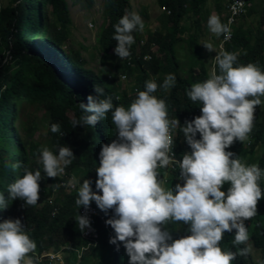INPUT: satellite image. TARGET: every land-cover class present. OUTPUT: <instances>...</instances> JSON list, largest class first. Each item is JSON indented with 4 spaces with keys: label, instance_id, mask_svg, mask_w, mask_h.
Listing matches in <instances>:
<instances>
[{
    "label": "trees",
    "instance_id": "16d2710c",
    "mask_svg": "<svg viewBox=\"0 0 264 264\" xmlns=\"http://www.w3.org/2000/svg\"><path fill=\"white\" fill-rule=\"evenodd\" d=\"M4 1L0 6V193L8 200V185L22 176L23 168L27 167L31 171H41L40 190L43 194L39 195L36 206H26L20 199L9 201L6 209H0V222L9 218L21 220L25 232L37 244L36 250L29 254L35 261L36 255L40 257L44 253L66 248L64 252L69 254L67 264H88L90 256L96 259V264H129L123 244L120 243L117 248L109 243L115 233L106 224V220L113 217L114 211L109 210L105 214L94 201L91 205L105 218L98 225L99 244L90 247L81 257L77 255L76 251L87 244L81 237L82 231L76 221L81 208L75 204L78 189L85 179H89L92 190L97 191L95 170L99 166V152L102 145L117 140L118 134L112 123L111 112L94 127H72L71 121L79 120L85 114L79 104L88 103L87 97L95 95L96 85L104 89L105 97L112 98L114 106L128 107L137 93L145 90V81L154 79L158 85H162L167 74H174L175 86L167 91L158 88L153 95L165 100L168 118L178 119L180 122L175 128V154L182 157L190 152L191 148L184 139L182 128L185 121H192L201 114L202 107L190 100L187 90L193 84L209 78L212 62L207 61V54L201 45V26L197 20V17L205 19L209 0H157L159 6L170 13L164 12L161 15L159 30L149 33L144 44H141L139 30L132 33L135 43L131 45V54L126 59H120L115 54L117 66L110 81L104 79L102 72L95 74L86 69V61L80 53L71 51L68 54L65 51L69 36L67 25L70 23L67 0H44L51 6L48 18L44 17L42 1ZM78 1L92 5V0ZM214 1L216 9L220 11L224 7V0ZM130 12V0H104L103 21L99 32V46L104 58L111 56L117 46V41L113 39L115 25L123 15ZM253 15L258 17L256 24L249 20ZM190 20L191 25L185 23ZM221 22L226 24V17ZM37 26L45 35L46 39L43 41L34 38ZM184 42L188 44L191 57L188 69L176 53L177 46ZM154 45L159 48L157 52L152 51ZM225 51L238 54L234 66L253 63L264 71V0L248 1L246 12L238 18L233 39L227 44ZM148 54L153 56L151 60H145ZM216 71L219 74L218 66ZM121 75L137 81L133 88L134 94L122 90L118 81ZM261 99L264 100V97ZM23 102H27L30 107L38 104L44 106L50 126L53 123L60 125V132L53 133L50 130L49 138L53 152L58 151V146H68L73 151L75 157L65 169L66 178H48L44 174L42 165L37 163L38 149L43 144L30 141V127L23 128L27 137L19 136L14 120L17 118V107ZM196 138H200L199 133ZM226 151L233 152L234 158L238 157L247 165L258 163L264 169V104L256 107L248 139L236 141ZM17 161L21 162L22 167L13 170L11 165ZM165 169H159V180L163 179ZM178 175L172 174L174 180L171 181V189L177 183L183 185V180L179 181ZM73 176L79 181L73 191L66 186L57 189L51 186L59 184L61 180L69 182ZM258 183L264 189V177ZM226 186H230V183H225L221 190L224 191ZM43 196L46 197L45 201L39 206ZM51 198H54L52 204L49 203ZM53 209H56L54 215ZM245 224L250 234L248 243L252 251L248 256L237 255L232 264H264V198L258 201V214L245 221ZM164 227L171 232L173 239L189 234L188 225L183 222H169ZM234 235L235 230L225 233L221 241L222 249L237 251L231 243ZM101 252L106 253L103 259L100 257Z\"/></svg>",
    "mask_w": 264,
    "mask_h": 264
},
{
    "label": "clouds",
    "instance_id": "9594fccd",
    "mask_svg": "<svg viewBox=\"0 0 264 264\" xmlns=\"http://www.w3.org/2000/svg\"><path fill=\"white\" fill-rule=\"evenodd\" d=\"M207 25L216 36L228 32L218 15H210ZM143 29L137 12L119 19L113 39L117 41L114 52L120 59L131 54L135 43L132 33ZM203 46L213 51L211 43ZM237 57V53H219L215 56L219 74L213 70L207 80L187 90L190 100L202 107L201 114L185 121L182 128L191 151L176 162L183 185L177 183L174 189L163 186L158 169L166 168L164 175L169 172L174 143L171 132L180 122L170 120L165 100L153 95L158 88L167 91L174 87V74H167L162 85L154 79L145 81V90L139 91L128 107L114 106L112 98L105 97L104 89L98 85L94 86L95 95L87 97L88 103L79 104L85 114L79 120L73 119L72 127H94L111 112L118 139L101 147L95 170L97 191L85 179L75 204L88 209L94 201L105 214L114 211L113 217L106 220L115 233L109 243L117 248L123 244L129 264H232L237 255L251 253L245 221L258 214V201L264 198V189L258 183L264 169L258 163L245 164L226 149L236 141H246L252 131L256 107L264 104V71L253 63L234 66ZM50 130L59 133L60 125L53 123ZM38 153L37 163L48 178L63 176L75 157L68 146H58V151L53 152L45 145ZM11 167L19 169L22 164L17 161ZM40 181L39 169L24 167L23 175L8 185V200L0 193V209H6L9 201L16 199L26 206H36ZM69 183L79 181L73 176ZM225 183H230L227 192L221 190ZM51 186L57 189L61 185ZM76 221L82 232L90 227L85 215H78ZM169 222H183L189 234L173 239L164 227ZM233 230L231 243L237 248L235 252L221 247L225 233ZM36 248L20 219L0 222V264H36L39 256L35 261L29 255ZM65 249L52 253L63 256Z\"/></svg>",
    "mask_w": 264,
    "mask_h": 264
},
{
    "label": "rangeland",
    "instance_id": "374dc122",
    "mask_svg": "<svg viewBox=\"0 0 264 264\" xmlns=\"http://www.w3.org/2000/svg\"><path fill=\"white\" fill-rule=\"evenodd\" d=\"M39 1H42L43 3L42 11L44 17L48 18L51 6L47 4L44 0ZM67 1L70 23L67 25V30H69V36L66 46L64 47L65 51L68 52V54L71 53V51H76L80 53L86 61V69L91 70L95 74L102 72L104 79L110 81L112 79V76L115 74L117 59L115 57L114 51L111 52V56L104 58L99 46V32L100 26L103 21L104 0H92L91 6H89L86 2H80L78 0ZM229 2L230 0H224V7L220 11H218L215 7V1L209 0L206 6L205 19H203L202 17H197V20H199V25L201 26V45L203 46L205 43H211L213 45V51H209L203 46L207 54V61H209L210 63L214 60L217 54L218 43L221 37L216 36L215 34L210 32L207 25V21L209 16L213 14L218 15L220 20L222 21L223 18H225L227 15L226 5ZM4 3V0H0V6ZM130 3L132 7V12H137L142 17L144 29L143 31H139V33L142 39L141 44H144V42H146V40L148 39L149 33L159 30V18L161 17V15L164 12H168L167 10L162 9L159 6L157 0H130ZM249 20L256 24L258 21V17L253 15L249 18ZM45 22H47L46 19ZM185 23L188 25L192 24L191 20ZM34 33V38H39L42 41L46 39L43 32H41L39 26H37ZM188 48L189 47L186 42L179 44L176 48L177 57L181 60V62L183 63V65L186 66L187 69L189 68L191 62V57ZM158 49L159 48L157 45L152 46L153 52H157ZM211 73L212 71H209V77ZM118 81L122 90H126L130 94L135 93L133 91V88L135 87L137 81H135L134 78H127L124 80L119 78ZM16 115L17 118L14 120V126L18 129L19 136L27 137L23 128L30 127V141L32 143L40 142L43 144V146L46 145L52 150L49 138V131L51 129V126L46 116L47 114L45 113L44 106H39L38 104L37 106L30 107L28 106L27 102H23L20 106L17 107ZM173 130L175 133V128ZM170 173L171 174H169V172H166V174L163 175V179L161 180L163 182V186L168 189H171V181L174 180L172 176L173 173ZM229 187L230 186H226L224 188V191L227 192V189ZM40 194H43L41 190L39 195ZM43 197L40 201L39 206L42 205V203H44L45 201L46 197ZM68 256L69 254L66 252L63 254L64 264H66ZM100 257L102 259L105 258L106 253L101 252ZM93 258V256H90L87 263L96 264L97 261Z\"/></svg>",
    "mask_w": 264,
    "mask_h": 264
},
{
    "label": "built area",
    "instance_id": "2783aa9c",
    "mask_svg": "<svg viewBox=\"0 0 264 264\" xmlns=\"http://www.w3.org/2000/svg\"><path fill=\"white\" fill-rule=\"evenodd\" d=\"M249 0H231L227 5H226V11H227V15H226V26L228 27V32L223 34L222 37L219 40L218 43V51L217 54L221 52L225 51V47L227 46V44H229L232 39H233V34H234V26L237 24V20L238 18L244 14L246 12V7L248 4ZM164 10H166L165 8H162ZM168 13H170L167 10ZM155 46V45H154ZM152 55H146L145 56V60H151L152 59ZM217 68V64L215 62V58L212 61L210 67H209V71H216ZM211 69V70H210ZM217 72V71H216ZM120 79H127L126 75H121ZM172 137H173V141H174V132L172 130L171 132ZM170 155L172 156V164H170L167 169L169 172H173V173H179V164L176 163L179 160H182L181 156H177L175 154V149L174 146L172 145V152L170 153ZM63 177H67L66 172L64 173L63 176H61L60 178ZM71 181V180H70ZM69 181V182H70ZM66 181L61 180L59 182V184L61 186H66L69 187L70 190H75L77 187V183L72 184ZM54 198H51L49 200V203L52 204ZM56 213V209H53L52 215H54ZM78 215H85L89 218L90 220V227L86 228L83 232H81V237L84 241L87 242L86 245H83L79 250H77V254L78 257H81L82 254L89 250L90 247L92 246H97L99 244V239H100V233L98 230V225L101 222L105 221V218L101 215V213L98 211V209H96L94 206L90 205V207L88 209H85L84 207H81L79 210V214ZM38 263L40 264H64V258L62 256L61 253H45L42 254L41 257H38L37 259Z\"/></svg>",
    "mask_w": 264,
    "mask_h": 264
},
{
    "label": "bare ground",
    "instance_id": "6f19581e",
    "mask_svg": "<svg viewBox=\"0 0 264 264\" xmlns=\"http://www.w3.org/2000/svg\"><path fill=\"white\" fill-rule=\"evenodd\" d=\"M178 176H179V175H178ZM178 176H177V177H178ZM102 216H103V215H102ZM103 217H104V216H103Z\"/></svg>",
    "mask_w": 264,
    "mask_h": 264
}]
</instances>
